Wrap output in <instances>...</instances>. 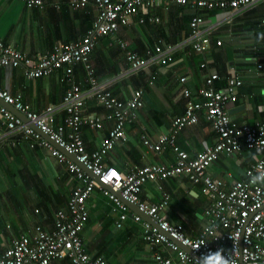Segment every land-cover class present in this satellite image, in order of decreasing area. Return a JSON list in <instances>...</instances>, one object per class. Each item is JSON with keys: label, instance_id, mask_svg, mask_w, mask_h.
<instances>
[{"label": "crops", "instance_id": "1", "mask_svg": "<svg viewBox=\"0 0 264 264\" xmlns=\"http://www.w3.org/2000/svg\"><path fill=\"white\" fill-rule=\"evenodd\" d=\"M76 1L44 0L42 7H28L24 0H0V34L7 45L36 60L57 43L81 38L92 26L98 9L94 4L76 9ZM154 10L160 22L141 23L140 17L148 16L142 10L114 34L101 36L92 52L98 78L105 82L124 74L129 68L121 42L141 56H147L148 50L155 51L159 45L165 48L180 44L172 62L155 64L139 74L124 76L111 86L112 91L125 100L131 97L135 88L144 89V106L136 121L125 127L128 139L116 143L104 157V164L121 175L135 167L175 163L177 155L172 148L152 150L144 144L142 135L156 141L169 133L171 121L185 108L184 87L196 93L205 82L207 70L201 67L204 61H208V71L219 73L220 79L216 82L219 87L224 86L232 66L243 79L238 99L229 107V110L234 109L231 116L251 125L264 122V70L258 68L259 62L264 63V26L261 25L264 4L233 13L231 17L227 10L205 11L207 18L222 19L223 22L214 31L211 47L204 54L194 53L191 44L187 43L191 34L190 21L198 12L195 8L189 4H163ZM218 39L223 41L221 45L216 43ZM62 75L63 70H58L49 76L30 79L21 66H0V88L9 90L12 95L21 94L22 101L32 110L43 113L47 107L63 101L69 84L61 81ZM181 76L187 77L185 83L180 81ZM74 80L82 88L87 87L82 66L76 67ZM5 105L16 111V108ZM83 111L85 116L95 115L103 121L100 129L83 127L86 148L93 151L108 135L112 122L105 119L106 110L92 98L87 100ZM63 118V112L54 116V125L60 124ZM2 131L7 132V128L0 116ZM215 140L216 132L201 118L197 124L181 130L176 142L182 150L194 156ZM253 155L259 157L248 150L229 156L221 154L207 172L230 186L234 180L243 178L246 169L257 159L253 160ZM77 183V177L68 170L66 163L59 161L47 148L31 147L23 133L3 139L0 142V257L20 234H30L38 227L55 229L56 214L59 209H68L69 196ZM159 185L163 186L162 189ZM163 190L171 196L164 209L167 219L172 224H182L188 235L197 236L209 222L206 208L211 203L210 198L185 175L147 181L142 198L160 203ZM87 206L90 216L82 235L92 256L103 255L107 259L105 250H110L111 255L118 253L122 256L123 248L131 242L130 253L122 256L124 259L119 264H131L128 259L134 253L137 257L133 264H155V248L144 240L143 224L132 216L136 208L131 207L127 219L118 226V212L100 189L94 190ZM124 233L126 236L122 235ZM171 253L167 251L165 254L172 256ZM107 262L109 264L108 259ZM67 263L68 259H63L51 264Z\"/></svg>", "mask_w": 264, "mask_h": 264}, {"label": "built area", "instance_id": "2", "mask_svg": "<svg viewBox=\"0 0 264 264\" xmlns=\"http://www.w3.org/2000/svg\"><path fill=\"white\" fill-rule=\"evenodd\" d=\"M24 1L28 7H42L45 4L44 0ZM88 4L96 6L98 15L86 33L77 40L55 44L51 51L36 60L7 45L0 34V66H21L25 76L30 79L63 70L60 79L69 84L63 101L47 107L43 113L32 110L29 104L22 101L21 94L12 95L9 90L0 88V98L25 113L41 133L48 134L59 146L24 123L1 102L0 116L7 132H0V142L15 133H23L31 147L39 145L49 149L54 157L67 164L68 170L78 179L69 196L68 209H59L56 214V228L47 230L38 227L30 234H20L1 255L0 264H51L63 259H68L67 264H108L105 256H92L89 253L82 235L90 216L87 200L95 189H100L113 203V209L119 216L118 226L128 217L126 212L129 207L125 202L136 205L139 211L157 221L158 226H154L143 220L140 213L132 214L135 221L143 224L144 240L155 248V264H195L202 254L221 248L225 256L231 253L233 264H264V185L250 182V176L255 175L258 168H264V122L253 125L239 122L229 113V107L237 101L238 89L243 85L237 68L231 67L226 84L219 87L216 85L220 79L219 73L208 71V61L202 62L201 67L207 70L205 82L196 93L184 87L185 108L181 115L172 120L169 133L156 141L146 134L142 135L144 144L152 150L172 148L177 155L175 163L135 167L126 175H121L104 164V157L116 143L128 139L125 127L136 121L139 110L144 106V89L135 88L131 97L125 100L117 96L111 86L124 76L139 74L155 64L172 62L180 44L165 48L159 45L155 51L148 50L147 56H141L121 42L129 68L124 74L105 82L99 80L92 61V52L99 38L104 34L112 35L120 27L128 25L133 16L142 10L148 13V16L140 17V22L144 23L160 22L154 9L163 4H189L195 8L198 12L190 21L191 34L187 43L191 44L195 53L204 54L211 47L214 31L223 22L222 19L214 21L207 18L205 11L227 10L231 17L233 13L264 4V0H78L74 7L85 8ZM261 25L264 26V17ZM222 42L221 39L216 41L218 45ZM78 66L84 68L86 88L74 80ZM258 68L264 70V63L259 62ZM180 81L185 83L187 77L181 76ZM91 98L106 110L105 119L112 122V127L101 145L88 151L83 127H103L102 118L84 115L86 102ZM201 111L204 120L216 132V140L191 156L177 145L176 139L187 125L199 122ZM61 112L64 113L63 121L54 125V116ZM245 150L259 157L249 165L243 178L234 180L228 186L222 179L208 174L207 168L219 155L229 156ZM68 154L76 155L78 161ZM176 175H185L191 182L203 184L202 190L211 200L206 208L209 222L197 236L188 235L182 225L172 224L167 219L164 209L170 198L168 192H163L160 203H151L142 198L143 186L147 181ZM162 187L159 185V188ZM196 247L199 249H192ZM167 251H171L172 256L166 255Z\"/></svg>", "mask_w": 264, "mask_h": 264}, {"label": "clouds", "instance_id": "3", "mask_svg": "<svg viewBox=\"0 0 264 264\" xmlns=\"http://www.w3.org/2000/svg\"><path fill=\"white\" fill-rule=\"evenodd\" d=\"M256 158L257 157L255 155L252 156L253 160H255ZM250 182L254 185H264V168H258L256 174L250 176ZM233 239H235V237H233ZM192 249H199V247ZM195 264H233V261L231 253H229L228 256H225L224 250L221 248L216 251H209L202 254L201 257L195 260Z\"/></svg>", "mask_w": 264, "mask_h": 264}, {"label": "rangeland", "instance_id": "4", "mask_svg": "<svg viewBox=\"0 0 264 264\" xmlns=\"http://www.w3.org/2000/svg\"><path fill=\"white\" fill-rule=\"evenodd\" d=\"M47 136H48V138H50V136L48 135V134H46ZM120 232H123V230H120ZM122 235H124V236H126V234L124 233V234H122ZM141 238V237H140ZM122 241L124 242V241H127V239H122ZM131 243V242H130ZM130 243H127L126 244V246L123 248V254L125 255V257L130 253V251H131V245H130ZM134 244L136 243V242H133ZM141 246V245H140ZM144 251H145V248H144ZM146 252H148V249L146 250ZM105 255H106V257H107V259H108V261H109V264H119L121 261H123V259H124V257H122V256H124V255H119L118 253L116 254H113V255H111V253H110V250H105ZM138 253L140 254V252L138 251ZM135 257H137V253H134V256H132L131 258H129L128 260L129 261H131V264H133V262H134V259H135ZM149 262H151V259H149L148 260ZM151 264H152V262H151Z\"/></svg>", "mask_w": 264, "mask_h": 264}, {"label": "bare ground", "instance_id": "5", "mask_svg": "<svg viewBox=\"0 0 264 264\" xmlns=\"http://www.w3.org/2000/svg\"><path fill=\"white\" fill-rule=\"evenodd\" d=\"M105 35V34H104ZM103 36V35H102ZM120 47H121V45H120ZM122 48V47H121ZM15 115H17L19 118H21L23 121H24V123H26V124H28L30 127H32L33 129H35L37 132H39V133H41L40 132V129H39V127L36 125V124H34L28 117H27V115L25 114V113H23L22 111H20V110H17L16 109V111H12ZM18 112H21L22 113V115H24L25 116V118L24 117H22L21 115H19L18 114ZM45 138H46V135L45 134H43V133H41ZM209 168V167H208ZM207 168V169H208ZM95 177V176H94ZM115 194H117L116 192H114ZM125 203H127V205H128V207H129V209L127 210V215H128V211L130 210V208H131V205H134V204H131V203H128V202H125ZM135 207H136V212L135 213H140L141 215H142V218H143V220H147V219H145L144 217H143V214H145V213H143V212H141V211H139V209H138V207L136 206V205H134ZM58 213V212H57ZM145 215H147V214H145ZM148 216V215H147ZM149 217H151V216H149ZM152 218V217H151ZM153 219V218H152ZM155 222H157L155 219H153ZM148 221V220H147ZM148 222H150V221H148ZM151 223V222H150ZM152 224V223H151ZM154 225V224H153ZM154 226H158V223L156 224V225H154Z\"/></svg>", "mask_w": 264, "mask_h": 264}, {"label": "water", "instance_id": "6", "mask_svg": "<svg viewBox=\"0 0 264 264\" xmlns=\"http://www.w3.org/2000/svg\"><path fill=\"white\" fill-rule=\"evenodd\" d=\"M0 102H1V103L4 102L3 104H7L2 98H0ZM7 105L10 106V107L15 108L12 104H7ZM15 110H16V109H15ZM233 111H234V109H230V110H229V113H233ZM18 114L22 116V113H21V112H18ZM43 134H45V133H43ZM45 135H46V134H45ZM46 139H48L49 141H51L54 145L59 146V145H58L55 141H53L51 138H48L47 135H46ZM68 155H69V157L73 158V160L78 161L76 155H73V154H68ZM87 172L91 173L90 171H87ZM104 185H105V186H108L107 184H104ZM117 193L119 194V192H117ZM131 207H132L133 209L136 208L134 205H131ZM143 217H144L145 219H147L148 221H150L152 224H154V225L157 224V222H155L151 217H149V216H147V215H145V214H143Z\"/></svg>", "mask_w": 264, "mask_h": 264}, {"label": "trees", "instance_id": "7", "mask_svg": "<svg viewBox=\"0 0 264 264\" xmlns=\"http://www.w3.org/2000/svg\"><path fill=\"white\" fill-rule=\"evenodd\" d=\"M214 37V36H213ZM125 52V51H124ZM194 52V51H193ZM195 53V52H194ZM225 84H226V81H225ZM224 84V85H225ZM183 113V112H182ZM181 113V114H182ZM180 114V115H181ZM177 116H179V115H177ZM177 116H175V117H177ZM201 118H203V111H201ZM200 118V119H201ZM204 119V118H203ZM207 123H209V122H207ZM195 124H197V123H195ZM210 124V123H209ZM192 125H194V124H192ZM211 125V124H210ZM171 126H172V121H171V125H170V128H171ZM188 126H191V125H187L186 127H188ZM185 127V128H186ZM193 183V182H192ZM195 184V183H194ZM197 185H199L200 186V188H201V190H202V188H203V184H201V183H197ZM163 192H166V190H163ZM202 192H203V190H202ZM169 193V192H168ZM204 194H206L205 192H203ZM170 194V193H169ZM207 195V194H206ZM108 200H109V202L111 203V206H112V208L114 207V205H113V203L111 202V200L109 199V197L108 196H106V195H104ZM208 196V195H207ZM171 197V196H170ZM163 199V198H162ZM169 201H170V198H169V200H168V203H169ZM178 225H182V224H178ZM183 226V225H182ZM184 227V226H183Z\"/></svg>", "mask_w": 264, "mask_h": 264}, {"label": "snow or ice", "instance_id": "8", "mask_svg": "<svg viewBox=\"0 0 264 264\" xmlns=\"http://www.w3.org/2000/svg\"><path fill=\"white\" fill-rule=\"evenodd\" d=\"M113 175H115V173H113Z\"/></svg>", "mask_w": 264, "mask_h": 264}]
</instances>
